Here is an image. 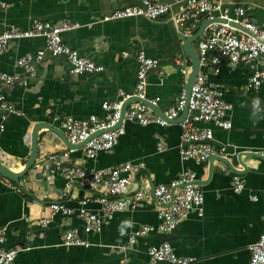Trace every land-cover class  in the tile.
Wrapping results in <instances>:
<instances>
[{
	"label": "crops",
	"instance_id": "1",
	"mask_svg": "<svg viewBox=\"0 0 264 264\" xmlns=\"http://www.w3.org/2000/svg\"><path fill=\"white\" fill-rule=\"evenodd\" d=\"M160 1L168 3L170 10L157 19L133 16L101 20L103 15L139 5L141 0H0L9 3L8 7L0 8L2 27L13 23L26 29L34 19L79 22L82 26L64 31L62 40L79 55L103 66L100 72L73 76L68 72L64 55L46 54L40 63H34L35 74L31 75L17 66L16 59L42 48V37L14 40L0 54V71L18 75L25 81L14 85L0 83L6 99L22 112L8 114L3 121L1 163L12 172L24 168L37 122L47 123L64 134L61 138L47 128L38 129L35 162L18 178V183L0 174V226L6 230L4 246L17 249L18 264H150L147 248L165 240L176 254L194 258L188 264H247L249 245L264 228V156L242 155L240 160L236 156L240 152L264 155V82L257 90L247 88L251 74L248 65L231 66L222 59L218 73L205 71L209 82L225 88L224 97L232 104L229 113L232 127L215 130L212 144H225L229 154L238 151L230 158L235 168L245 169L242 175L246 187L240 193L232 189L234 172L228 164L219 159L210 165L196 164L180 157L177 122L167 126L128 122L117 144L110 150L99 151L93 159L86 158L80 147H68L63 141L67 138L61 122L66 115L102 117L103 101L116 100L120 89L133 91L137 51L159 60L158 68L147 75V97H159L157 106L161 111L174 104L177 93L187 84L192 65L173 19L183 8L184 0ZM223 3L227 7H245L254 22L264 25V0H223ZM204 21V18L197 21L192 35ZM89 23L91 26H86ZM197 41H192L196 52ZM124 52L128 55L124 56ZM177 57L184 62L186 74L176 65ZM52 153H64L63 159L68 164L95 169L143 161L144 168L135 173L123 195L142 186L151 187L152 183H168L184 170H193L204 193L202 213L191 211L168 236L150 234L130 243L128 238L135 229L158 221L159 203L151 196L134 209L115 212L100 232L81 233L90 241L88 247L63 245L62 230L80 228L82 221L75 213H55L48 225L41 226V221L51 215V203L65 201L76 208L80 199L90 198L94 192L74 183L64 196L63 178L48 172L46 157ZM251 194L256 199H251ZM88 208L97 210L99 205L90 203Z\"/></svg>",
	"mask_w": 264,
	"mask_h": 264
},
{
	"label": "built area",
	"instance_id": "2",
	"mask_svg": "<svg viewBox=\"0 0 264 264\" xmlns=\"http://www.w3.org/2000/svg\"><path fill=\"white\" fill-rule=\"evenodd\" d=\"M9 3L0 2V8L8 7ZM170 5L160 0H141L139 5H130L103 15L101 20H111L133 16H142L147 19H157L168 13ZM243 6L227 7L223 0H184L183 8L173 15L176 28L184 35H192L197 28L200 18L209 20L205 26L203 36L197 41L199 57L198 73L195 76L186 98L185 88H182L175 98L174 104L161 111L160 114L153 107L158 105L159 97L148 98L146 88L147 75L157 69L159 60L147 56L144 51H137L134 55L136 62L135 84L132 92L118 90L117 99L103 101L102 117L90 114L85 118H76L66 115L61 127L68 141L72 144L85 142L81 148L84 156L93 159L99 151L112 149L124 133L125 124L134 122L139 125L151 123L167 126L179 118L184 110L185 116L177 122L180 127L178 152L182 159L192 160L196 164L207 163L212 155L227 158L232 164L231 155L225 144H212L215 130H229L232 122L229 113L232 104L224 97L225 88L222 85L211 83L206 78V72H219V64L226 59L231 66L238 64L248 65L251 74L247 79V88L257 90L264 82V25L254 22ZM216 18H224L243 27L244 30L230 25L228 22H218ZM82 26L79 22L61 21L52 23L48 20L34 19L26 29H21L13 23L3 27L0 24V54L4 53L10 42L14 40L42 37L44 45L35 53L26 52L16 59L19 67H24L31 75L35 74L34 63H40L46 54L51 56L64 55L68 63L70 75L77 76L85 73L100 72L102 65H97L90 59L79 55L76 49L69 47L62 40V33ZM86 26L90 27L91 24ZM124 56L128 53L124 52ZM180 72L186 74L184 62L175 59ZM263 66V67H262ZM0 83L14 85L23 83L18 75L0 71ZM135 98V99H134ZM146 101V102H144ZM128 104L122 112L123 104ZM21 114L8 101L0 90V131L3 130V121L8 114ZM90 138V139H89ZM64 153H52L46 157L49 164L48 172L57 174L64 180L63 195L68 188L76 183L87 187L94 192L90 198L80 199L76 208L68 206L65 201L51 203V215L41 221L46 226L53 214L71 215L75 213L82 221V226L69 227L61 232L63 245L88 247L90 241L81 233H97L108 223L115 212L136 208L142 201L154 197L158 203L157 223L144 224L135 229L128 240L134 243L137 237L150 234L168 236L174 227L185 220L189 213L196 210L202 213L204 193L195 171L184 170L168 183H159L153 188L142 186L129 195H123L126 187L133 181L135 173L144 168L143 161L121 162L107 168H85L68 164L63 159ZM241 170V169H238ZM232 189L240 193L246 187L244 175L234 172L231 177ZM256 199L255 195H249ZM97 203L99 208L91 210L88 204ZM6 230L0 226V264H18L16 261L17 249L4 246ZM249 259L247 264H264V228L258 239L249 245ZM150 264L168 262L170 264H188L193 257L178 255L174 252L169 241H161L158 245L146 250Z\"/></svg>",
	"mask_w": 264,
	"mask_h": 264
},
{
	"label": "water",
	"instance_id": "3",
	"mask_svg": "<svg viewBox=\"0 0 264 264\" xmlns=\"http://www.w3.org/2000/svg\"><path fill=\"white\" fill-rule=\"evenodd\" d=\"M215 20L218 21V22H228L230 25L235 26V27H237L239 29L244 30L241 25L236 24V23H234L232 21H227L224 18H216ZM209 22H210L209 20H205L203 22L202 26H200L199 30L195 34H193V35H184L182 31L179 32L180 37L183 40V49H184V52L186 53V55H188L191 58V61H192L191 71H190V74H189V77H188L187 84L185 86L186 98H188L190 86H191V84H192L195 76L197 75L198 69H199L198 68V65H199V57H198V54H197V52H196V50H195V48L193 46L192 41L197 40V39H199V38H201L203 36L204 28H205V26ZM144 102H146V101H144ZM126 104H127V102H125L123 104L122 112L124 111V108L126 107ZM153 108H154V110L157 111L158 114L161 113V110L159 109L158 106H155ZM185 114H186V110H184L183 113L181 114V116L179 118H176L173 122H179L185 116ZM42 127L47 128L49 130H52V131L58 133L61 138H63V136H64V134L61 131H58L55 127H53V126H51V125H49L47 123H44V122H37L34 125L33 130H32L31 153H30L29 158L27 159V161H26V163L24 165V168L20 172H12L6 166H4L1 163V161H0V174L2 176H4V177H6V178H8V179H10V180L15 181V182L18 183V178L21 177L25 172H27V170L34 164L35 159H36V152H37V131H38V129H40ZM66 140L67 139H63V141L65 143H67V146L68 147H82V145L85 142H87V141H84L82 143L72 144V143H69L68 140H67L68 142ZM242 155H248V156L258 157V158H263V156H264L261 153H256V152H251V153L240 152V153H238L236 155L237 156V159L240 160V157ZM214 159H219L222 162L228 164L230 166V168L232 169L233 172H236V173H239V174H242V173L245 172V169L244 168H243V170L242 169L241 170H238V169L232 168L231 162L227 158H224V157H221V156L212 155L209 158V160H208L209 165L212 163V161ZM154 186L155 185L152 183L151 184V188H153Z\"/></svg>",
	"mask_w": 264,
	"mask_h": 264
}]
</instances>
